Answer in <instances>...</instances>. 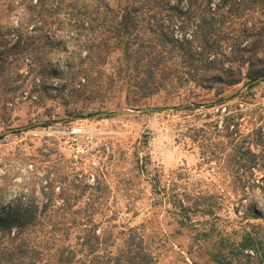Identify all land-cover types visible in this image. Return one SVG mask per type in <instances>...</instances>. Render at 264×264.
Wrapping results in <instances>:
<instances>
[{"label": "rangeland", "instance_id": "obj_1", "mask_svg": "<svg viewBox=\"0 0 264 264\" xmlns=\"http://www.w3.org/2000/svg\"><path fill=\"white\" fill-rule=\"evenodd\" d=\"M243 10L229 14L224 31L234 35L260 20L256 11L239 15ZM158 19L175 29L188 22V34L199 21L168 12L144 18L145 23ZM13 23L19 24L17 17ZM3 33L4 52L17 36L8 28ZM26 69V64L21 66L20 77L9 75V86L0 75V183L12 197L24 181L36 180L43 197L48 176L68 175L89 183L95 176L101 181L100 198L93 200L88 190L74 202L102 207L97 218L113 213L111 221L118 228L137 227L159 264H264V190L238 186L242 174V180L252 176L255 183L264 174V80L249 88L245 77L238 84L208 90L189 83L177 93L162 89L134 105L111 101L89 106L84 115L46 124L49 116L63 117L64 109L52 96L37 103L38 93H31V87L42 83L53 95L51 86H60V81L50 75L29 77ZM17 83L20 90L7 92ZM10 95L15 98L7 101ZM221 98L226 99L219 103ZM46 108H53L52 115ZM123 109L134 112L89 117ZM226 115L233 117L228 128ZM29 124L33 126L14 129ZM235 143L259 154L255 168L246 171L234 163ZM62 202L57 198V204Z\"/></svg>", "mask_w": 264, "mask_h": 264}, {"label": "trees", "instance_id": "obj_2", "mask_svg": "<svg viewBox=\"0 0 264 264\" xmlns=\"http://www.w3.org/2000/svg\"><path fill=\"white\" fill-rule=\"evenodd\" d=\"M211 2L0 0V43H4L3 31L7 28L17 36L6 51L0 50V75L9 86L12 78L8 76L20 77L21 66L26 64L27 76L50 75L60 81V86H51L53 95L51 90L42 89V83L31 87V93H38L37 103L52 96L64 109L63 117L49 116L46 124L68 115H84L89 106L102 107L111 101L134 105L162 89L177 93L189 83L208 90L216 85L238 84L247 77L246 84L251 88L264 80V3L219 0L212 6ZM240 7L244 12L239 15L251 16L256 11L260 20L230 35L223 25ZM160 12L197 17L199 21L193 34L185 31L188 22L177 29L159 19L145 23L146 15L156 17ZM21 85L17 83L7 92L16 93ZM5 98L11 101L15 95ZM222 99L226 98L219 103ZM46 109L45 113L52 115L53 108ZM232 118L225 116L227 128ZM261 145L264 157V140ZM233 156L234 163L247 171L256 167L259 154L250 146L235 143ZM242 176L239 187L261 186L264 190V174L260 183H255L252 176L242 180ZM77 181V177L69 179L68 175L48 176L41 189L43 197L38 195L36 180L19 183L20 190L13 197L0 183V264H159L137 227L121 224L118 228L111 221L113 213L97 218L102 207L74 202L88 190L91 198L98 200L101 181L95 176L92 183ZM57 198L63 202L57 204Z\"/></svg>", "mask_w": 264, "mask_h": 264}, {"label": "water", "instance_id": "obj_3", "mask_svg": "<svg viewBox=\"0 0 264 264\" xmlns=\"http://www.w3.org/2000/svg\"><path fill=\"white\" fill-rule=\"evenodd\" d=\"M257 81V80H255ZM134 111H131V110H127V109H123V110H120L118 112H112V113H108V112H101V113H98V114H95V115H90L89 117H93V116H103V115H109V114H115V113H132Z\"/></svg>", "mask_w": 264, "mask_h": 264}]
</instances>
